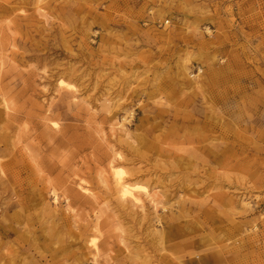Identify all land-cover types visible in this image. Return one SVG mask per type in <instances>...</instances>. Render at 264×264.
Returning a JSON list of instances; mask_svg holds the SVG:
<instances>
[{
	"label": "rangeland",
	"instance_id": "1",
	"mask_svg": "<svg viewBox=\"0 0 264 264\" xmlns=\"http://www.w3.org/2000/svg\"><path fill=\"white\" fill-rule=\"evenodd\" d=\"M0 162V264H264V0H0Z\"/></svg>",
	"mask_w": 264,
	"mask_h": 264
},
{
	"label": "bare ground",
	"instance_id": "2",
	"mask_svg": "<svg viewBox=\"0 0 264 264\" xmlns=\"http://www.w3.org/2000/svg\"><path fill=\"white\" fill-rule=\"evenodd\" d=\"M65 85L68 87V85L63 81H61L59 83L60 88L65 87ZM3 103H4L3 104V110H4L3 115L5 117L11 116L12 108H11L10 104L6 100ZM51 123H52V125L50 126L51 128H53V129L59 128V124L57 122H51ZM117 125H120L122 128H124L123 127L124 125H121L120 123H117ZM114 154L117 155V157L119 159L122 158L121 153H114ZM117 166H118V164L112 163L111 167H110V173L112 174V179L115 183L116 191L119 194V197L121 200L130 201L134 205L139 206L141 208H143L145 206L146 200H149V202H151L152 204L157 203V201L159 199V195H158L157 191L150 190L147 186L132 185L130 183V180L126 177V172L122 168H119ZM0 169H1L2 173H5L6 172V170H5L6 165H4L0 162ZM81 190H83L85 192L88 191V189H85L83 187H81ZM98 232H99V230L96 229V231L94 232V235H96ZM98 241H99L98 236H90L88 238L89 245L95 251V257L99 256V254L101 252ZM208 258H209V256H207V255L204 257H199V259L197 260V263L198 264H204V262ZM214 260H215L216 264L220 263V259L214 258Z\"/></svg>",
	"mask_w": 264,
	"mask_h": 264
}]
</instances>
